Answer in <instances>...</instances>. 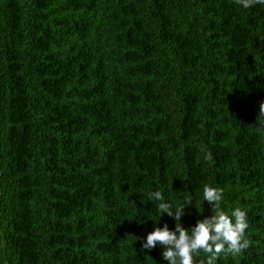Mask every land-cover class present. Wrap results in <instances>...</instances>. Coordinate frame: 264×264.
<instances>
[{
  "label": "trees",
  "instance_id": "16d2710c",
  "mask_svg": "<svg viewBox=\"0 0 264 264\" xmlns=\"http://www.w3.org/2000/svg\"><path fill=\"white\" fill-rule=\"evenodd\" d=\"M261 102L264 4L0 0V264H168L147 194L190 229L204 185L249 225L217 264H264Z\"/></svg>",
  "mask_w": 264,
  "mask_h": 264
},
{
  "label": "clouds",
  "instance_id": "9594fccd",
  "mask_svg": "<svg viewBox=\"0 0 264 264\" xmlns=\"http://www.w3.org/2000/svg\"><path fill=\"white\" fill-rule=\"evenodd\" d=\"M235 4L244 9L253 7L256 4H264V0H234ZM264 118V102L259 105L257 120ZM203 150V149H202ZM148 200L157 203L160 211L159 218L167 213L175 219V229L170 230L167 224L163 227H155L147 234L146 241L142 243V249H152L157 245L162 246L161 253L168 264H194V257L202 252L206 256L203 264H217L221 256H237L249 247V240L245 238L248 229L247 213L241 208H235L229 215L221 209V202L224 198L222 188L204 185L203 201L211 205L212 215L198 220L190 229L181 224V217L184 215L185 207L192 205L190 197L176 208L165 202L161 191L148 192ZM131 220V219H129ZM138 223L143 221L137 219Z\"/></svg>",
  "mask_w": 264,
  "mask_h": 264
}]
</instances>
